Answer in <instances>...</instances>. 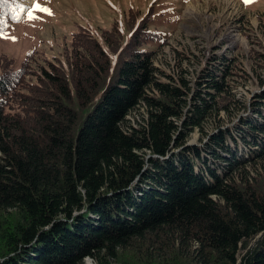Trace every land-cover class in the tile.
<instances>
[{"label": "trees", "instance_id": "trees-1", "mask_svg": "<svg viewBox=\"0 0 264 264\" xmlns=\"http://www.w3.org/2000/svg\"><path fill=\"white\" fill-rule=\"evenodd\" d=\"M148 23L0 66V264H264V46L193 90L140 50L165 46Z\"/></svg>", "mask_w": 264, "mask_h": 264}, {"label": "rangeland", "instance_id": "rangeland-1", "mask_svg": "<svg viewBox=\"0 0 264 264\" xmlns=\"http://www.w3.org/2000/svg\"><path fill=\"white\" fill-rule=\"evenodd\" d=\"M16 1L17 4L13 2L12 7L23 5L28 9L39 3L41 7L50 9L53 15L34 11L37 18L29 20L24 12L19 14L17 20L14 18L16 13L9 14L8 6L0 9L7 16V19L1 20L4 22V29L0 31L1 70L11 65L13 70L18 71L26 61L32 62L34 59L64 60L74 36L84 29L90 31L106 48L104 32L119 27L127 40L134 19L145 17H148L150 31L165 38V46L149 42L140 50L157 52V65L186 77L193 90L203 79L219 75L216 66L223 58L229 60L241 55L245 65L250 66L252 44L247 34L259 39L264 46L259 18L264 14V0L247 6L242 0ZM5 35L8 38H4ZM230 91L246 107L231 122L222 113V127L237 124L243 117L253 115L250 111L251 95L258 92V87L249 82ZM143 113L142 108L134 111L128 117L129 123L137 125L142 121ZM205 127L208 128L209 124ZM199 138V132H195L190 144H198ZM88 263L94 264L91 259H88Z\"/></svg>", "mask_w": 264, "mask_h": 264}, {"label": "snow or ice", "instance_id": "snow-or-ice-1", "mask_svg": "<svg viewBox=\"0 0 264 264\" xmlns=\"http://www.w3.org/2000/svg\"><path fill=\"white\" fill-rule=\"evenodd\" d=\"M14 2V0H0V9H2L5 6L9 7V11L12 13H16V16L14 18H16L17 20L19 19V14L26 12L28 19L29 20H35L37 17L34 15V11H40V12H44L48 15H53V13L51 12L50 9L46 8V7H41V5L39 3H36L34 8H28L25 9L23 5H19L17 7H12V3ZM242 2L247 6V5H251L252 3L257 2V0H242ZM4 26V22L0 21V30H2V27ZM4 38H8L6 35L4 36ZM15 39V38H13Z\"/></svg>", "mask_w": 264, "mask_h": 264}, {"label": "bare ground", "instance_id": "bare-ground-1", "mask_svg": "<svg viewBox=\"0 0 264 264\" xmlns=\"http://www.w3.org/2000/svg\"><path fill=\"white\" fill-rule=\"evenodd\" d=\"M87 262H88V259H87ZM89 264V263H88Z\"/></svg>", "mask_w": 264, "mask_h": 264}]
</instances>
